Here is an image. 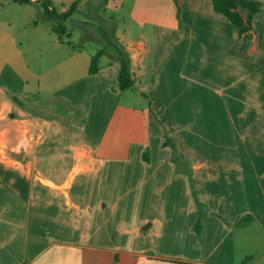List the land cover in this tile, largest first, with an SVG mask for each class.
Returning <instances> with one entry per match:
<instances>
[{
  "label": "crops",
  "instance_id": "0c3cea01",
  "mask_svg": "<svg viewBox=\"0 0 264 264\" xmlns=\"http://www.w3.org/2000/svg\"><path fill=\"white\" fill-rule=\"evenodd\" d=\"M105 6L128 13L117 37L136 91L119 88L110 54L90 73L92 54L59 41L52 25L0 15V264H246L251 253L264 256V24L253 18L239 33L211 0ZM185 48L193 104L225 106L214 115L199 108L194 125L225 120L229 163L182 153L173 162L164 144L176 135L183 151L179 131L165 126L175 87L168 74L161 79L188 57ZM204 88L216 89L214 100ZM148 90L157 98H145Z\"/></svg>",
  "mask_w": 264,
  "mask_h": 264
},
{
  "label": "rangeland",
  "instance_id": "374dc122",
  "mask_svg": "<svg viewBox=\"0 0 264 264\" xmlns=\"http://www.w3.org/2000/svg\"><path fill=\"white\" fill-rule=\"evenodd\" d=\"M72 1L73 0H53L52 3L56 10L61 11L63 8L68 9ZM258 1L261 2V9L254 16V19L264 24V0ZM35 2L36 3H31L30 0V5H24L22 3L26 2H20L18 0H0V15L15 20L16 25L22 24L29 16L30 22L33 23L39 21L45 25V27H49L50 29L54 21L45 18L41 4L37 1ZM77 8L78 9L73 11L71 18L66 21L70 36L65 34L64 37L67 41L71 42V45L77 47L83 46L91 54L96 53L102 47L108 46L110 43L109 40L123 45L118 40L117 34L121 33L123 23L128 16L125 8L114 11L115 9L112 10L106 8V6L104 7V5H102V0H80ZM115 17L117 19H113ZM16 29L17 27L15 26L14 30ZM123 47L125 46L123 45ZM185 49L186 53H188L187 48ZM110 51L111 48L108 47L105 53L102 54L101 58L103 61L107 59ZM171 53L167 54L166 58L170 57L173 59L174 55H171ZM187 55L188 57L182 56L180 58L179 68L173 66L172 71H169V73L165 72L161 79L162 83L169 81L164 77L168 74L172 88L175 87V89H171V91H173L170 94L172 97L165 99L166 104H163L166 106V111H164V114H166L165 116L171 117V119H168L169 122L165 126L172 127V132L179 131V136L178 134L177 136L183 140L181 142L183 151L180 152L177 148L179 142L177 143L176 135L168 137L170 140H168L167 144L170 146L172 153L175 154L171 159L173 162L178 160V163H180V153H182L183 155H199V158L202 161L210 155L211 160H215L217 163H229L230 161L228 159L230 158V153L225 152V141L227 139L224 130V128H226L225 120L199 121L196 124L201 127L200 131L198 130V126L195 127L194 125L195 121L193 119V113L199 108H202L205 111H211L214 115L215 113H225V106L223 103H219L216 100V102L210 104H193L192 96L194 86H192V52L190 51ZM167 65L168 63L166 59V62L162 67H166ZM136 88L137 86L133 85L131 91H136ZM153 89L154 88L151 86V90ZM202 90L205 94L207 92V99L214 100L210 90L216 92V89L204 88ZM151 92L148 90L145 98H157L155 95L157 92ZM208 95L211 96V98ZM204 123L206 125H203ZM203 126L206 127L203 128ZM233 142L236 143V140H233ZM188 144L189 146H192V148H188ZM199 144L204 149H209V146H211L212 153H204L202 152L203 150H201L202 154L197 153L196 149H198L197 147ZM192 150L195 151L192 152ZM173 157H176V159L174 160ZM236 159L240 160L239 158H233L234 161H236ZM244 261L246 264H251L254 261L255 264H264V256L259 253H251V255H248L244 259Z\"/></svg>",
  "mask_w": 264,
  "mask_h": 264
},
{
  "label": "trees",
  "instance_id": "16d2710c",
  "mask_svg": "<svg viewBox=\"0 0 264 264\" xmlns=\"http://www.w3.org/2000/svg\"><path fill=\"white\" fill-rule=\"evenodd\" d=\"M20 2H27L30 0H18ZM43 8L45 18L54 21L52 28L56 33L59 41H67L64 35L70 36L68 32L66 21L71 18L74 10L78 9L77 6L80 0H73L70 7L63 11H58L53 6L52 0H36ZM213 8L217 13L227 17L232 23L238 27V32L243 33L252 27V20L254 16L261 9V2L258 0H211ZM107 0H102V5H105ZM71 44L70 41H67ZM109 45L100 48L96 53L92 54L90 60L89 71L90 73H97L100 68V58L105 53L108 47L111 48L109 54L119 62L120 68L118 73L119 88L122 91L131 90L134 85V79L131 73V59L129 52L120 43L110 41ZM17 99V97H14ZM170 138L164 141L168 143Z\"/></svg>",
  "mask_w": 264,
  "mask_h": 264
}]
</instances>
